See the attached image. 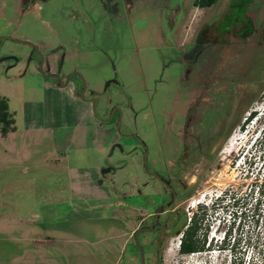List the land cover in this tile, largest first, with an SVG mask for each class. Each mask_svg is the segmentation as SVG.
<instances>
[{
	"label": "rangeland",
	"instance_id": "1",
	"mask_svg": "<svg viewBox=\"0 0 264 264\" xmlns=\"http://www.w3.org/2000/svg\"><path fill=\"white\" fill-rule=\"evenodd\" d=\"M159 4L116 15L106 31L94 25L90 41L86 25L44 24L35 10L0 26V36L36 42L44 54L63 50L62 75L77 72L57 86L34 55L27 62V46L0 39V57H20L12 65L0 61V97L14 118L13 129L0 131V264L139 263L131 233L148 220L151 205L138 208L158 196L141 162L145 155L148 169L160 167L163 121L182 95L170 63L175 54L168 16L182 24L179 41L208 27L201 50L207 53L201 62L206 76L197 87L200 129L226 130L208 134L212 152L206 146L186 175L191 186L179 204L178 229L158 250L161 264H264V179L257 173L264 167V119L258 113L264 111V0ZM202 193H224L231 202L214 204V212L187 206ZM192 221V239L203 246L181 252L177 235Z\"/></svg>",
	"mask_w": 264,
	"mask_h": 264
},
{
	"label": "flooded vegetation",
	"instance_id": "2",
	"mask_svg": "<svg viewBox=\"0 0 264 264\" xmlns=\"http://www.w3.org/2000/svg\"><path fill=\"white\" fill-rule=\"evenodd\" d=\"M153 1L154 0H0V26H4L5 22L9 20H12L14 24L18 23L22 16L35 10L38 12L39 20L44 24H49L53 22V20H59L63 23L71 21L86 25V28L89 30V35L87 38L85 36V38L90 41L94 37V25H101V29L106 31L110 29L108 26L109 23L116 24V15L120 17L122 13L150 7ZM157 1H159V6L161 8H166L169 2V0ZM191 5H193L192 0ZM177 6L178 2H175L172 6H169V10L175 13L178 10ZM170 17L172 16H168L166 22L167 28L172 30L170 38L172 39L174 47L173 53L175 54V57L170 59V63L173 65L174 71L176 70L173 75L176 80L178 91H182V95L179 99L176 97L175 102L178 103L177 106L171 108V111L166 113L163 121V138L159 143V162L158 159L152 160L155 164H157V162L160 163V167L158 168V164L154 165L152 169H148L145 166V155L143 162H141L145 176L153 180L158 187V189H155L158 194L157 199L151 202H146L145 200V204H141L138 208L139 210L147 205H151V211L147 214L149 215L148 220L139 226H147L153 222L152 227L138 232V234L144 231L148 232L150 233L148 237L143 235L142 238H140L137 234L138 243L143 249V264H161L158 250L166 236L177 229V224L181 221L179 204L183 201V195L189 192L188 187L191 186L189 185L191 179L187 178L186 175L194 165L200 161L201 154L206 152V146H208L209 152H212L213 149L210 148V138L208 134L224 133L226 130V126L223 128L222 126L219 128L211 127L208 132L202 134L200 129L202 128L200 125L201 112L197 99H201V96H197V92L199 91L197 87L203 74L206 76V72L202 71L201 62L206 58L205 56L207 53H202L201 50L208 27L201 26L194 35L179 41V39L182 38L178 35L182 24L172 19L174 17ZM5 36H10L12 38H7ZM2 38L10 39L27 46V51L25 53L27 62L34 55L38 69H41L44 75L51 79L57 86L64 87L72 76L77 73L75 69H72L65 71L62 75L61 65L64 56L63 50L57 52L55 56H52L56 53V48L44 54L40 52L38 43L36 42L11 35H1L0 39ZM19 59L20 57L13 52L5 53L0 57V61H7L8 65L16 63ZM51 59L53 61L55 60L53 65L51 64ZM43 66L44 68H42ZM164 68L165 67L162 69ZM208 80L209 76L203 82L205 89L208 87ZM188 91L191 92L190 96H192V98L185 104L186 93ZM90 100L92 101V99ZM212 128L214 129L212 130ZM114 145H116V142H114L113 146ZM142 151L144 152L145 150L143 149ZM108 164L109 163H105V166ZM108 168L109 167H107V169ZM99 174L104 175L102 168H100ZM99 174H97L95 181L100 185L101 177ZM146 179L141 183L146 184ZM135 193H140V190H135ZM153 233L155 238L150 243V236ZM145 249L148 251V255L146 256L144 253ZM138 264H140V262Z\"/></svg>",
	"mask_w": 264,
	"mask_h": 264
},
{
	"label": "trees",
	"instance_id": "3",
	"mask_svg": "<svg viewBox=\"0 0 264 264\" xmlns=\"http://www.w3.org/2000/svg\"><path fill=\"white\" fill-rule=\"evenodd\" d=\"M213 1L214 0H192V4L203 7L210 5ZM13 122L14 118L12 113L7 108L6 99L0 97V131L6 132L13 129ZM195 228V221H192L185 227V229L182 230V234L177 246L178 250L187 253L202 248V243H198L195 239H192Z\"/></svg>",
	"mask_w": 264,
	"mask_h": 264
},
{
	"label": "built area",
	"instance_id": "4",
	"mask_svg": "<svg viewBox=\"0 0 264 264\" xmlns=\"http://www.w3.org/2000/svg\"><path fill=\"white\" fill-rule=\"evenodd\" d=\"M256 137H257V135H255V136L252 137V139H251L252 141H250V145L254 143ZM254 146H255V145H254ZM246 158H247V160L249 161V156H246ZM251 158H253V156H251ZM257 173H258V175H259L260 178L264 179V167H261V168L259 169V172H257ZM217 194H218V193H212V194H209L206 198H204V194H203V193L200 194L199 196L191 197V198L189 199V202H188L187 206L190 207L191 209L193 208V209H195V210H197V209L206 210L205 207H204V204H202V203L200 202V200L203 199V200H204L203 202H205V203L207 204V202L213 200V199L215 198V196H217ZM223 195H224V196H223ZM225 199H227L226 202H231V201H229V197H228V195H225V194L223 193V194H222V199H221L219 202H217L218 207L221 206V204L223 203V200H225ZM219 205H220V206H219ZM259 205H260V201H259L258 197H254V199H253V207H254V208H258ZM208 216H209V213H206V214L204 215V219H205V220L208 219ZM190 218H191V210L189 211V214L187 215V221H189ZM238 222H239V219L236 220V224H237ZM235 229H236V228H234V230H235ZM177 236H178V240H177V246H178V243H179V240H180V236H181V232L178 233ZM191 252H192V251H191Z\"/></svg>",
	"mask_w": 264,
	"mask_h": 264
},
{
	"label": "water",
	"instance_id": "5",
	"mask_svg": "<svg viewBox=\"0 0 264 264\" xmlns=\"http://www.w3.org/2000/svg\"><path fill=\"white\" fill-rule=\"evenodd\" d=\"M5 37H7V38H12V37H10V36H5ZM0 38H1V36H0ZM152 225H153V222L150 223V224L147 225V226H138V227H136V228L132 231V239H133V242H134V244H135V246H136V248H137V251H138V257H139V262H140V264H143V249H142V246L138 243V240H137V234H138V232L141 231V230H146V229L152 227ZM35 264H47V263L36 262Z\"/></svg>",
	"mask_w": 264,
	"mask_h": 264
},
{
	"label": "clouds",
	"instance_id": "6",
	"mask_svg": "<svg viewBox=\"0 0 264 264\" xmlns=\"http://www.w3.org/2000/svg\"><path fill=\"white\" fill-rule=\"evenodd\" d=\"M263 110H264V109H263ZM258 113H261V117L264 119V111H260V112H258ZM256 117H257V115H254L253 120H255ZM260 121H261V118H260ZM260 121H259V123H260ZM221 199H222V195H221V196H215V198H214L213 200L207 202V204H206L205 202H203V201H204L203 199H201L200 202H201L202 204H204V207H205L206 210H209V211H211V212H214V211L211 209V207H213L214 204L217 205V202H219Z\"/></svg>",
	"mask_w": 264,
	"mask_h": 264
},
{
	"label": "bare ground",
	"instance_id": "7",
	"mask_svg": "<svg viewBox=\"0 0 264 264\" xmlns=\"http://www.w3.org/2000/svg\"><path fill=\"white\" fill-rule=\"evenodd\" d=\"M224 149H226V147H224Z\"/></svg>",
	"mask_w": 264,
	"mask_h": 264
},
{
	"label": "crops",
	"instance_id": "8",
	"mask_svg": "<svg viewBox=\"0 0 264 264\" xmlns=\"http://www.w3.org/2000/svg\"><path fill=\"white\" fill-rule=\"evenodd\" d=\"M197 7H199V6H197ZM96 178V177H95Z\"/></svg>",
	"mask_w": 264,
	"mask_h": 264
}]
</instances>
